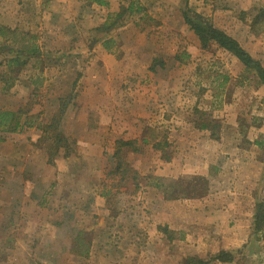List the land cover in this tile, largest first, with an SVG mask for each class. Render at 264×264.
Segmentation results:
<instances>
[{
    "label": "rangeland",
    "instance_id": "1",
    "mask_svg": "<svg viewBox=\"0 0 264 264\" xmlns=\"http://www.w3.org/2000/svg\"><path fill=\"white\" fill-rule=\"evenodd\" d=\"M109 1L118 12L131 2L143 10L131 16L123 13L115 27L102 34L97 29L103 20L117 13L110 12V6L92 8L87 0H0V24L16 31V45L34 36L40 52L17 75L0 66V109L15 108L45 126L57 113L58 99L84 96L97 101L102 93L85 94L89 85H82L79 71L90 66L96 42L113 36L118 46L110 55L125 71L132 69L133 61L144 65L151 57L154 63L165 66L151 79L147 73H128L115 78V83L108 78L109 84L99 89L106 100L111 98L118 120L128 117L126 132L132 133V88L138 81L146 88L159 82L166 87L162 90L164 101L153 104L154 119L142 132L159 133L170 143L167 151H176L179 144L192 140L193 122H212L216 127L213 132L227 133L228 139L237 143L232 133L264 130V86L231 54L214 45L200 46L183 22L184 0ZM187 5L235 39L264 68V30L254 35L250 27L252 18L264 8V0H187ZM143 45L147 52L140 57L138 47ZM132 75L136 79L132 80ZM95 77L97 74L90 79ZM159 104L166 106L161 114ZM92 117L80 116L75 127L70 128L69 121L58 131L98 133L100 127ZM107 133L114 131L109 129ZM242 146L247 147L245 143ZM114 148H120L114 166L106 161L103 168L88 169L82 178L99 196L97 202L89 195V208L84 207L83 200L81 210L80 201L72 197L70 206L73 204L76 210L68 211L70 218L58 215L55 224L61 227L50 228L40 241L36 234L24 233L17 222L9 237L20 236L21 244L0 250V264H180L186 257L207 259L220 251L234 254L235 262L230 264H264V229L257 233L251 218L256 200H264V171L260 182L244 168L240 162L244 158L225 163L224 156H218L211 166L214 169H209L208 184L202 185L207 197L182 200L172 206L162 202L158 194H148L150 187L159 183L167 196L175 185L185 196L192 178L187 175L176 179L177 173L160 178L163 169L158 154L150 147L139 154H133L132 147L115 144ZM251 156L264 157L260 153ZM119 160L122 167L116 170ZM61 191L53 195L58 196V211L64 205L59 203L64 188Z\"/></svg>",
    "mask_w": 264,
    "mask_h": 264
},
{
    "label": "crops",
    "instance_id": "2",
    "mask_svg": "<svg viewBox=\"0 0 264 264\" xmlns=\"http://www.w3.org/2000/svg\"><path fill=\"white\" fill-rule=\"evenodd\" d=\"M87 2L93 5L92 8L101 7L107 9L110 6V12H118V8L114 7V4L109 0L106 1V6L97 5L90 2V0H87ZM103 22L105 21L103 20ZM111 39L113 44L109 50L104 48V38L100 39V42H96L95 47L97 48L94 51L96 54L93 56L90 66L79 71L83 74V76H80L84 81V83L81 82L82 85H86V87L89 85V88H86L84 93L87 94L90 91V94H102L97 97V101L84 96L70 98L60 123L61 128L70 121V128H72L78 124V117L93 116L92 118H95L93 121L100 127L98 128V133H74V130L66 129L62 131L63 129H61L62 136L66 139L68 146L71 147H69L67 152L62 147L58 148L56 152L55 144L52 143V140L45 139L47 136H51V133H42L37 128L38 125L26 128L21 133H0V250L3 251L11 248V246H16L18 242L19 245L21 244L20 236H16L14 239L9 237L11 229H14L17 222H19V226L22 225V230L28 236L29 234H36V238L42 240L43 236L41 237V235L46 232L50 233V228L57 229L61 227V225L57 226L55 224L58 215L70 218L68 211L76 210L73 204L70 206L72 197L75 196V199L80 201L81 205L79 207L81 210H83V200L84 207L87 206V209L89 208V205L86 204L89 195L90 198L94 201L96 199L97 202L99 196L94 190L91 192L88 185L86 187L82 179L83 175L87 173L88 169L96 170L99 165L100 168H103L106 165V161H109L110 165L114 166L113 161L116 152L114 147L119 140H131V142H134L133 154L141 153L145 147H150L152 151L158 154L159 162L163 169L160 170V178H168L177 173L178 177L176 179L179 176L183 178L187 175L190 178L203 177L207 179L210 177L209 169H214L211 167L214 166V160L216 162L218 156H224L225 163L231 160L235 161V159L239 161L244 158L240 160L244 168L257 178L259 177L258 181L260 180L261 182L262 177L260 176L264 171V157L257 159L252 157L253 155L251 156V153L264 155V130L261 128H259L257 133H232L237 138V141L240 142L237 143L231 142L227 133L213 132L212 129L214 128L215 130L216 127L211 125L212 122L211 124L204 123L209 126L207 129L199 127L200 123L203 122H193L192 134L194 137L192 140L183 144L178 143V149L176 151L172 149L171 152L166 149L170 147V143L168 144L164 138H160L161 135L159 133L147 134L142 132V128L145 129L154 119V114L152 113L153 104L164 101L162 96L165 92L163 93L162 90L166 87H164L163 82H159L153 88L139 85V81L133 84L132 133L126 132L130 124L128 117L121 116L118 120L114 111L115 107L110 101L111 98L106 100L104 91L102 92L99 89L109 84L108 78L112 79V83H115L117 82L115 78L128 73H135L136 75L147 73V77L151 79L150 76L159 73L162 67L165 66L162 62H158L161 63L160 65L154 63L151 57L144 65L140 64L141 62L137 64V60L133 61L132 69L125 71L124 68H121L119 62L110 55L112 48L118 46L113 36ZM143 52H147L146 48L144 45L142 47L139 46L138 55L140 57H142ZM94 74H97V77L90 79ZM136 75H132V80L136 79ZM136 89L142 91V93H137ZM157 94L160 95L157 96ZM99 98L102 100L100 101ZM163 106L166 107L163 104L157 105L158 108H161L160 114L163 112ZM210 108L208 110L212 111L213 109ZM15 110V108H12L10 111ZM224 117L226 118V115ZM82 118L79 120L81 121ZM86 120L91 122V119ZM65 127L67 126L65 125ZM109 129L113 130L114 133H107ZM117 131L118 133H116ZM111 138L114 139V141L112 140V145ZM244 143L247 145L246 148L242 146ZM157 144L159 147L154 146ZM134 148L136 149L135 151ZM90 152L96 153V158H93ZM164 153L167 154L169 159L165 160L162 158ZM235 154L237 155L235 156ZM93 164L94 167H92ZM34 166H37V169ZM31 168L36 169V171H32ZM181 173L183 175H179ZM133 174H136L135 171H133ZM132 177L134 178L133 175ZM249 178L251 182L252 177ZM256 180L253 183L254 187L257 185ZM95 185L96 183H92V187H96ZM156 185L160 188L156 187ZM156 185L150 187L152 189L148 194H158V198L162 199V202L167 205L172 203V206H174V204L182 200L194 201L207 197L206 193L202 197L180 195L178 198L170 199L168 195V197L166 196V191H164L162 185L159 183ZM63 188L64 195L61 196L62 199L59 203L64 202L68 209L63 208L64 205H61L58 211V205L57 207L55 205L58 196L54 197L53 195ZM159 199L157 200L160 201ZM260 202H264V200H256L253 214L251 215L252 221L254 220L256 204Z\"/></svg>",
    "mask_w": 264,
    "mask_h": 264
},
{
    "label": "trees",
    "instance_id": "3",
    "mask_svg": "<svg viewBox=\"0 0 264 264\" xmlns=\"http://www.w3.org/2000/svg\"><path fill=\"white\" fill-rule=\"evenodd\" d=\"M184 1L186 2V6L182 12L183 22L187 26L188 30H190L196 36L200 46L202 48H207L214 45L219 49L231 54L244 66V69L247 73L254 74L260 84L264 86V68L260 62L255 60L246 50H244L235 39L220 29L214 27L210 20L190 9L187 5V0ZM90 2L100 6L107 5L105 0H90ZM142 10L143 8L141 6L131 2L128 4L126 9L122 10L120 8L119 12L108 15L106 21L97 29V31L102 34H108V32H110L115 27L117 20L122 18L123 13H127L129 16H131L134 13H140ZM240 15H243V13ZM250 27L254 35H258L260 30H264V8L260 9L258 13L252 18ZM16 36L15 30L0 24V57L2 58L0 66H4L8 72L14 75L19 74L31 58H38L40 55L34 36H30L26 40V43L21 44V46L16 45ZM104 42V48L109 50L110 46L113 44V40L111 38H106ZM160 64L161 63H158V65ZM58 100L60 101V104L56 115L52 116L49 123H47L45 126L38 125L37 128L40 129L42 133H51V136H47L45 139L52 140V143L55 144L56 152L60 147L64 148L67 152L69 146L66 143V139L62 136L58 129L65 110L68 107L67 102L69 101H65L64 99ZM33 119L31 117L24 116L22 111L0 109V133H19L26 128H31L36 124ZM200 124L201 125L199 127L201 129H207L209 127L207 124ZM116 144L133 148L134 142L118 141ZM154 146L159 147L158 144ZM119 150L120 148H117L114 154L115 157L118 156L120 152ZM135 150L136 149L134 148V151ZM162 158L165 160L169 159L165 153L163 154ZM120 166L122 167L119 160L115 169L117 170ZM123 170L124 169L121 170L122 174ZM207 182V179L203 177L192 178L184 195L186 197L204 196L207 193V190L206 188L203 189L202 185L206 186V184H208ZM156 187L159 186L156 185ZM180 192L181 190L178 188V186L176 187L175 185H171L170 191L167 193L171 199L180 197V194L182 195ZM191 193V196H187ZM254 229L257 233L264 229V202L256 204V211L254 214ZM164 231L166 232L165 229ZM238 253L239 251L236 252V254ZM214 262L228 264L234 263L235 256L233 253L220 251L216 255L207 259H201L200 257L196 256L186 257L180 264H212Z\"/></svg>",
    "mask_w": 264,
    "mask_h": 264
}]
</instances>
